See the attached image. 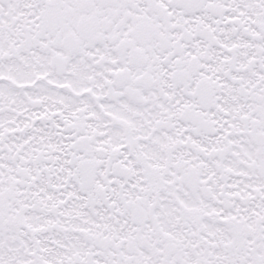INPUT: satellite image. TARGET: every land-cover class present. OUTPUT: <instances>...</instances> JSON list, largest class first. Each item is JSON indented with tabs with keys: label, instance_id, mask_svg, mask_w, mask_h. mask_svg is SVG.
Wrapping results in <instances>:
<instances>
[{
	"label": "snow or ice",
	"instance_id": "1",
	"mask_svg": "<svg viewBox=\"0 0 264 264\" xmlns=\"http://www.w3.org/2000/svg\"><path fill=\"white\" fill-rule=\"evenodd\" d=\"M0 264H264V0H0Z\"/></svg>",
	"mask_w": 264,
	"mask_h": 264
}]
</instances>
